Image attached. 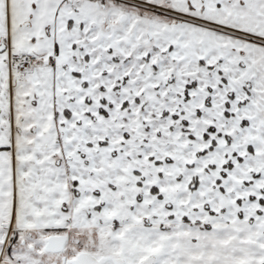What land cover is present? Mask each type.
Masks as SVG:
<instances>
[{
  "label": "snow or ice",
  "instance_id": "6c2138e0",
  "mask_svg": "<svg viewBox=\"0 0 264 264\" xmlns=\"http://www.w3.org/2000/svg\"><path fill=\"white\" fill-rule=\"evenodd\" d=\"M0 264H264V0H0Z\"/></svg>",
  "mask_w": 264,
  "mask_h": 264
}]
</instances>
